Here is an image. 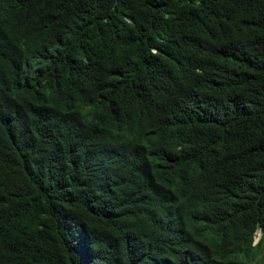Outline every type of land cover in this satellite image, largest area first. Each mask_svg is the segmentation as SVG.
<instances>
[{
    "label": "trees",
    "instance_id": "16d2710c",
    "mask_svg": "<svg viewBox=\"0 0 264 264\" xmlns=\"http://www.w3.org/2000/svg\"><path fill=\"white\" fill-rule=\"evenodd\" d=\"M263 262L264 0H0V264Z\"/></svg>",
    "mask_w": 264,
    "mask_h": 264
},
{
    "label": "rangeland",
    "instance_id": "374dc122",
    "mask_svg": "<svg viewBox=\"0 0 264 264\" xmlns=\"http://www.w3.org/2000/svg\"><path fill=\"white\" fill-rule=\"evenodd\" d=\"M258 236H259V232H256V233L254 234V239H253V241H256V239H257Z\"/></svg>",
    "mask_w": 264,
    "mask_h": 264
},
{
    "label": "clouds",
    "instance_id": "9594fccd",
    "mask_svg": "<svg viewBox=\"0 0 264 264\" xmlns=\"http://www.w3.org/2000/svg\"><path fill=\"white\" fill-rule=\"evenodd\" d=\"M256 232H259V231H258V230H256ZM256 232H255V233H256ZM259 234H260V232H259ZM257 238H258V237H257ZM253 239H254V238H253ZM256 240H257V239H256ZM253 242H255V241H253ZM263 263H264V262H263Z\"/></svg>",
    "mask_w": 264,
    "mask_h": 264
}]
</instances>
